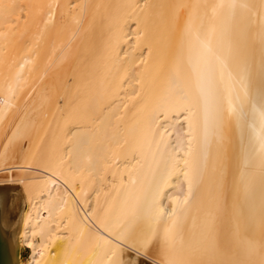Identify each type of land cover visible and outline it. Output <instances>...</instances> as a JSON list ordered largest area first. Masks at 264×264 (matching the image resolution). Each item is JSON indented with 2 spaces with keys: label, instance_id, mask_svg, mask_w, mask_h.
Masks as SVG:
<instances>
[{
  "label": "bare ground",
  "instance_id": "6f19581e",
  "mask_svg": "<svg viewBox=\"0 0 264 264\" xmlns=\"http://www.w3.org/2000/svg\"><path fill=\"white\" fill-rule=\"evenodd\" d=\"M0 186L18 264H264V0H0Z\"/></svg>",
  "mask_w": 264,
  "mask_h": 264
},
{
  "label": "water",
  "instance_id": "95a60500",
  "mask_svg": "<svg viewBox=\"0 0 264 264\" xmlns=\"http://www.w3.org/2000/svg\"><path fill=\"white\" fill-rule=\"evenodd\" d=\"M25 210L18 186H0V264H18L14 258Z\"/></svg>",
  "mask_w": 264,
  "mask_h": 264
},
{
  "label": "rangeland",
  "instance_id": "374dc122",
  "mask_svg": "<svg viewBox=\"0 0 264 264\" xmlns=\"http://www.w3.org/2000/svg\"><path fill=\"white\" fill-rule=\"evenodd\" d=\"M20 256L22 261L24 262L30 257V250L26 248H22V250L20 251Z\"/></svg>",
  "mask_w": 264,
  "mask_h": 264
}]
</instances>
